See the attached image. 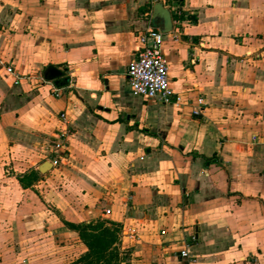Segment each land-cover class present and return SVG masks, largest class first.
I'll return each instance as SVG.
<instances>
[{"label": "crops", "instance_id": "crops-1", "mask_svg": "<svg viewBox=\"0 0 264 264\" xmlns=\"http://www.w3.org/2000/svg\"><path fill=\"white\" fill-rule=\"evenodd\" d=\"M159 1L177 104L128 84ZM62 218L122 229L127 264H264V0H0V264H77Z\"/></svg>", "mask_w": 264, "mask_h": 264}, {"label": "built area", "instance_id": "built-area-1", "mask_svg": "<svg viewBox=\"0 0 264 264\" xmlns=\"http://www.w3.org/2000/svg\"><path fill=\"white\" fill-rule=\"evenodd\" d=\"M172 14H178L176 8ZM165 34L158 28H148L138 35L140 47L136 52L135 59L127 67L128 84L132 93L146 100H156L162 104H177L179 98L175 95L169 80V66L163 52V41ZM9 74L16 76L15 84H18L21 77L17 76L12 66L6 68ZM202 105V100L199 101ZM202 108L194 111V115H200ZM64 123H67L65 115H61ZM55 152L64 149L61 140L53 145ZM52 166L58 167L61 164L59 158L51 160ZM108 212V211H107ZM195 239H193L194 241ZM182 257H187V250L180 252Z\"/></svg>", "mask_w": 264, "mask_h": 264}, {"label": "rangeland", "instance_id": "rangeland-1", "mask_svg": "<svg viewBox=\"0 0 264 264\" xmlns=\"http://www.w3.org/2000/svg\"><path fill=\"white\" fill-rule=\"evenodd\" d=\"M22 79L24 80V78H22ZM34 159L30 160L29 158H25V157L18 158V161L16 163L17 164L16 168L11 169V171H9V172L12 175L17 173L19 176H23L24 170H29L28 168L34 167L44 160V158H42V157L37 158L36 161H34ZM5 175L8 176L9 174L6 173ZM31 178L33 180V183L35 184L33 187V190H32L33 196H34V204H35V206H37L40 209L42 207L41 204H43V203L45 204V201H44L45 199H44V195H43L44 193H42L43 187H41L42 186L41 181L43 180V178H41L40 176H37L35 174H32ZM63 218L61 219V223H63L68 229H70L68 227V224L79 225V224H90V223H92V221H90V222H77V221H75L74 223H71V222L66 221ZM46 224H47V222L42 221L40 223L41 229L47 227ZM104 226H106V225L104 224ZM109 228H115V230H117V241L113 246V248L116 250L117 257L115 259H113L112 262H113V264L114 263H116V264H127L128 260L130 259V247L128 246V243L120 240L122 238L120 235H122L123 230L120 228H117V227H109ZM73 231L76 234L75 238L70 237V238H68L69 240H67V242L74 243V241L78 240L77 239V235L79 236L78 230L75 229ZM39 239H41V238H39ZM79 240H80V243L83 247H81V250L79 252L76 251V255L71 260H75V261H77V260L80 261L81 259L83 260L84 257H86L85 255L88 253V249H87L86 245L84 244V242L80 238H79ZM80 263L81 264H92V258H91V262L90 261L86 262V260H85V261H81ZM98 264H100V263H98Z\"/></svg>", "mask_w": 264, "mask_h": 264}, {"label": "trees", "instance_id": "trees-1", "mask_svg": "<svg viewBox=\"0 0 264 264\" xmlns=\"http://www.w3.org/2000/svg\"><path fill=\"white\" fill-rule=\"evenodd\" d=\"M170 3H181V0H169ZM72 230L77 229L79 238L84 242L88 249V253L84 259L77 260V264L81 261H90L92 264H113V259L117 257L116 250L113 248L117 241V230L104 226L103 222L90 224H68ZM116 264V263H114Z\"/></svg>", "mask_w": 264, "mask_h": 264}, {"label": "water", "instance_id": "water-1", "mask_svg": "<svg viewBox=\"0 0 264 264\" xmlns=\"http://www.w3.org/2000/svg\"><path fill=\"white\" fill-rule=\"evenodd\" d=\"M152 24L154 28L160 29L164 34H169L173 30V20L172 12L168 7H165L163 2H156L153 5L152 12ZM44 80L48 82H53L58 88H63L68 85L69 79L64 76V74L54 67H49L44 71ZM51 168L49 162L43 164L40 167L41 172H46V170Z\"/></svg>", "mask_w": 264, "mask_h": 264}]
</instances>
